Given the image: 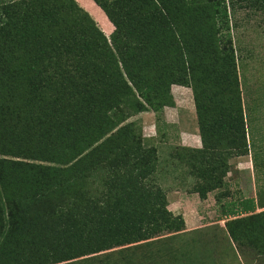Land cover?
I'll list each match as a JSON object with an SVG mask.
<instances>
[{"label": "trees", "instance_id": "trees-1", "mask_svg": "<svg viewBox=\"0 0 264 264\" xmlns=\"http://www.w3.org/2000/svg\"><path fill=\"white\" fill-rule=\"evenodd\" d=\"M93 1L109 36L77 0H0V264H168L124 251L185 231L130 120L172 106V84L193 91L201 146L180 147L168 174L225 196L230 159L261 153L232 28L264 0ZM221 207L228 240L264 256V196Z\"/></svg>", "mask_w": 264, "mask_h": 264}, {"label": "rangeland", "instance_id": "rangeland-1", "mask_svg": "<svg viewBox=\"0 0 264 264\" xmlns=\"http://www.w3.org/2000/svg\"><path fill=\"white\" fill-rule=\"evenodd\" d=\"M77 1L109 36L113 25L101 8L93 0ZM246 13L245 9L239 12L240 20L232 28V35L237 50L247 139L252 141L254 138L258 144L261 143L258 147L262 148L261 153L259 154L258 149H252L245 156L230 159V171L225 178L229 194L220 195L227 192L226 188H222L201 199L192 191L194 178H183V174L186 175L184 172L177 175L168 174L169 170L166 168L167 159L182 153L180 147L191 145V142L183 144L179 136L181 129L195 132L201 141L192 89L172 84V106L166 105L159 112H141L130 118L141 128L144 146L148 150L155 148L158 151V169L161 170L158 184L166 192L168 210L173 209L175 213L170 211L174 215L182 216L185 223V231L180 235L171 239L164 238L157 243L151 242L150 246L145 244L124 251V255L135 262L142 254L155 256L163 252L168 264H177V261H182L183 264H264V256L257 255L253 249H236L233 246L225 231L226 218L220 219L221 205L226 201L246 197L257 199L259 193L264 196V16L252 13L251 18L241 19ZM217 195L221 197L220 200L216 199ZM192 198L194 200H189ZM179 203L186 210L181 212ZM259 210L261 209H257ZM195 226L196 228L187 231V227ZM119 256L116 253L118 259ZM207 257L210 260H207Z\"/></svg>", "mask_w": 264, "mask_h": 264}, {"label": "crops", "instance_id": "crops-1", "mask_svg": "<svg viewBox=\"0 0 264 264\" xmlns=\"http://www.w3.org/2000/svg\"><path fill=\"white\" fill-rule=\"evenodd\" d=\"M82 1H84V0H82ZM179 136L181 137V140L183 141V144H190L188 142H191L190 147H200L201 146V141L198 139V135H196L195 132H189V131H186V130L181 129V131H179ZM189 200H194V198L189 199ZM185 201H187V200H185ZM179 204L181 205V208H180L181 209V212L184 211V210H186L185 207L181 203H179ZM169 206H171V205H169ZM170 210H172V212L175 213V211H173V209H170ZM176 212L177 213H180V212H178V210H176ZM185 217H184L185 218V221L187 222V216H185ZM223 217L225 218V216H220V219H223ZM194 228H196V226L195 227H187V231L192 230ZM233 246H234V244H233ZM213 256H215V255H213ZM207 260H210V259L207 257ZM145 264H147V263L145 262Z\"/></svg>", "mask_w": 264, "mask_h": 264}]
</instances>
